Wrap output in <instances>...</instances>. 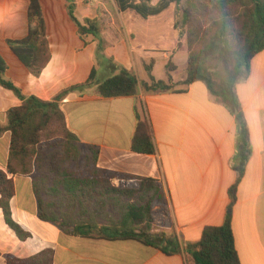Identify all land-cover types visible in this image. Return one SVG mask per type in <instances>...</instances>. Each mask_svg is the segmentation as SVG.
I'll return each mask as SVG.
<instances>
[{"label": "crops", "instance_id": "obj_1", "mask_svg": "<svg viewBox=\"0 0 264 264\" xmlns=\"http://www.w3.org/2000/svg\"><path fill=\"white\" fill-rule=\"evenodd\" d=\"M39 3L51 59L36 77L8 44L9 39L28 35L30 0H0V55L8 66L6 77L23 94L50 101L62 90L88 81L96 67L94 85L68 94L61 105L70 128L82 144L98 148L97 170L162 182L169 215L163 213L159 221L155 219L154 236L176 231L182 241L195 243L200 241L205 227L222 225L230 203L229 189L237 179L233 168L236 119L232 111L200 81L184 92H178L184 89L178 85L175 90L141 91L138 96H100L98 84L113 75V71L107 64L101 73L97 68V41L84 43L68 14L66 0H39ZM173 8L176 4L148 19L127 11L134 14L130 19L140 24L127 27L132 21L123 22L122 16L130 13L120 15L108 0H76L80 20L101 19L105 55L115 65L134 72L140 81H148L146 64L153 65L155 76L156 67L162 65L166 70L170 60L175 65L174 83L186 78L189 53L171 13ZM104 17L112 22L104 21ZM147 21L149 26L144 24ZM168 38L173 44L165 48ZM180 65L181 74L175 78ZM155 78L167 80V73L166 79ZM237 94L249 125L252 155L238 185L233 210L235 244L241 264H264V50L252 59L250 76L238 85ZM141 101L153 126L155 154L132 150L135 107L138 105L141 111ZM21 104L13 91L0 85L1 126L7 124L8 110ZM10 144L11 132H4L0 136V169L7 168ZM13 179L16 189L11 201L13 218L32 236L20 240L0 210V224L4 223V230L0 228V264H6L5 254L28 258L44 249L54 251L52 264H192L186 254L166 255L135 240L87 239L67 234L40 218L32 177L18 174ZM137 179L114 176L112 180L117 187H136Z\"/></svg>", "mask_w": 264, "mask_h": 264}, {"label": "trees", "instance_id": "obj_2", "mask_svg": "<svg viewBox=\"0 0 264 264\" xmlns=\"http://www.w3.org/2000/svg\"><path fill=\"white\" fill-rule=\"evenodd\" d=\"M68 2V14L78 27L84 43L97 41L96 60H105L113 71L98 84L97 90L104 98L138 96L141 91L153 93L175 90L182 85L184 92L195 82H203L210 93L220 99L236 119V154L233 168L236 182L229 189L230 203L224 223L204 228L200 241L186 243L176 231L153 233L155 216L154 203L169 215L168 199L161 181L126 174L105 173L96 168L95 174L81 177L60 165L82 154L79 136L70 128L61 102L70 93L81 92L94 85L96 67L85 83L62 90L52 100H42L34 95L27 96L6 77L7 63L0 55V85L14 92L22 104L7 112V124L0 125V136L11 132L9 161L6 170L0 169V210L4 220L16 236L24 241L32 234L24 229L12 215L11 201L15 196V175L32 174V166L41 162L47 141L59 138V151L49 157L50 166L56 177L51 192L76 202V207L90 203L94 211L115 207L117 217L107 213L104 221L76 220L68 212H57L55 203H46L40 188L33 179L34 193L38 201L42 220L57 225L67 234L87 239L135 240L161 250L166 255L186 254L192 264H241L236 250L233 231V210L237 202L238 185L243 179L247 163L252 155L249 125L240 103L237 87L245 82L251 72L252 59L264 50V0H115L119 12L134 11L143 19L157 16L172 4L181 10L180 37L186 36L189 53L186 78L174 83L172 60L166 65L167 80H158L153 75V65L146 64L148 81H140L134 72L119 67L106 58L101 31V19L84 18L76 15V0ZM29 31L23 39H9L8 44L25 66L39 77L51 59L46 36V24L39 0H30L28 11ZM178 25L176 24V27ZM117 71V73H115ZM135 107L136 126L132 136V150L139 154H155L157 151L154 130L143 101ZM94 153L96 165L98 148L87 145ZM59 162V163H58ZM60 164V165H59ZM114 176L126 180L137 179L136 187H117L112 183ZM100 212V213H101ZM54 251L44 249L34 256L20 258L5 254L6 264H52Z\"/></svg>", "mask_w": 264, "mask_h": 264}, {"label": "rangeland", "instance_id": "obj_3", "mask_svg": "<svg viewBox=\"0 0 264 264\" xmlns=\"http://www.w3.org/2000/svg\"><path fill=\"white\" fill-rule=\"evenodd\" d=\"M108 1L112 5L113 8L114 7L117 8L115 0H108ZM153 1L157 2L158 0H153ZM117 10H118V8H117ZM118 12H119V10H118ZM119 13H120V15L122 14L121 12H119ZM127 13H130V12H127ZM168 13H170V12H168ZM171 13L174 16L175 22H177V25L179 26V28L181 30L182 29V26H181L182 15H181L180 7L176 6V8H173V11ZM131 15H134V14L130 13V14H128V16H126V14H124L122 16V21L123 22L125 20L132 21V19H130ZM124 18H126V19H124ZM140 19H141V17H140ZM105 20H107V22H109L108 20H110L112 22V20L108 19V17H104V21ZM141 21H143V20H141ZM144 24L147 26L148 21L144 22ZM139 26H140V24L138 22H135L134 20L132 21L130 26H129V23L127 24V27H139ZM165 27H167V26H165ZM181 39H184L185 42H187L185 35L182 36ZM172 44H173V42L170 38L166 39V41H165L166 47L165 48L172 46ZM106 58H108V57L106 56ZM95 62H96L97 68L99 69V71L101 73L102 70L106 67L105 60L100 59L99 61H97L96 56H95ZM181 70H182V65H180L179 69L175 72V74H174L175 78H178L180 76ZM165 72H166V70H165L164 66L159 65L156 67L155 76L157 78L166 79L165 78ZM180 88H183V87H180ZM59 141H60L59 138H56V139L54 138V139H51L50 141H47L46 143L47 144L49 143V145L45 149L44 156L41 157V162L39 164H35L31 168V170H32L31 177L34 179V181L36 182V184L40 188V191L43 195L44 201L46 203H51V202L55 203L57 212L61 213V212L68 211L73 216V219H76V220L89 219L90 217L94 216L97 221H104V219L107 218V213H109V214L112 213L113 217L116 218L117 217L116 209H115V207H113L111 205L107 209L106 208L103 209V212H101L102 210L101 211H97V210L94 211V209H95V206H93L94 204L92 205V204L86 202V204H84V206L80 205L79 207H76V204H75L76 202H71L69 200H66L64 196H57L56 193L51 192L50 188L52 186H54V182H55L56 177L54 176L55 172L53 171L52 167L50 166V159L51 158L49 157V155L52 152L59 151V143H58ZM93 157H94L93 151L91 149H89L88 147L83 146L82 147V154L79 157L67 160L64 164H62V165L59 164V165H60V167H63L62 170L66 169V170H69V171L75 173L78 176L86 177V176H89V174H95L96 173V165L93 162ZM112 183H115L114 180H112ZM153 214L155 216L156 221H159L163 215V212L158 208V204H156V203H154V205H153ZM156 224L160 225L159 223H156ZM0 228H2L4 230V223L3 222L0 224Z\"/></svg>", "mask_w": 264, "mask_h": 264}]
</instances>
